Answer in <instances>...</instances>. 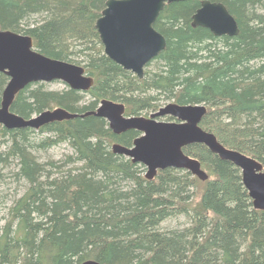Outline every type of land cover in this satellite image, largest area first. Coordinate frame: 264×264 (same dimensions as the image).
Masks as SVG:
<instances>
[{
    "label": "trees",
    "instance_id": "16d2710c",
    "mask_svg": "<svg viewBox=\"0 0 264 264\" xmlns=\"http://www.w3.org/2000/svg\"><path fill=\"white\" fill-rule=\"evenodd\" d=\"M106 1L0 0L2 29L30 35L38 51L81 64L94 78L86 91L32 82L11 110L25 118L58 107L83 114L111 99L140 115L166 101L205 104L201 127L264 164V0H213L236 18L233 36L192 25L202 0L167 4L155 22L167 47L143 79L104 52L95 24ZM8 80L0 72V104ZM138 135L116 134L96 115L39 129L0 123V208L7 210L0 264H264V210L255 208L241 170L197 143L184 151L201 161L206 180L171 167L150 179L145 165L112 148ZM61 144L70 150L55 158L50 150ZM13 184L25 191L11 193ZM181 216L188 224L164 226Z\"/></svg>",
    "mask_w": 264,
    "mask_h": 264
},
{
    "label": "water",
    "instance_id": "95a60500",
    "mask_svg": "<svg viewBox=\"0 0 264 264\" xmlns=\"http://www.w3.org/2000/svg\"><path fill=\"white\" fill-rule=\"evenodd\" d=\"M185 0H107L95 27L105 54L124 69L143 79L145 67L167 47V39L155 27L161 11L169 3ZM192 25L208 28L214 35H237L239 24L221 1L202 0L192 16ZM0 72L9 80L2 92L0 123L7 128L31 127L96 115L105 118L116 134L127 130L141 132L132 146L114 143L115 153L123 154L147 168L146 176L154 178L159 170L177 168L190 171L201 180L209 175L198 158L185 153L184 147L202 143L221 159L232 162L242 173L243 183L255 208L264 210V164L237 149L226 147L215 133L200 125L207 112L205 104L169 102L149 117L126 116L122 102L103 99L97 109L79 114L65 108L47 109L30 118L11 110L16 95L32 82L63 81L73 89L86 91L94 84L93 76L83 65L53 58L38 51L30 35L5 30L0 26ZM168 116L177 121H162ZM81 264H100L86 260Z\"/></svg>",
    "mask_w": 264,
    "mask_h": 264
},
{
    "label": "rangeland",
    "instance_id": "374dc122",
    "mask_svg": "<svg viewBox=\"0 0 264 264\" xmlns=\"http://www.w3.org/2000/svg\"><path fill=\"white\" fill-rule=\"evenodd\" d=\"M67 84L64 83L63 81H60V80H57V81H52V82H47V87L48 89H51V90H62L64 88H66ZM88 98V96H87ZM169 102H174V101H166L162 106H165L166 104H168ZM153 111L151 112H142V114L140 115H131V116H144V117H149L150 113H152ZM159 120H162V121H174V119L171 120L170 117H164L162 119H159ZM70 150L69 146H67V144H61V145H58L54 148H52L50 150V153L55 157V158H60L62 157L65 153H68ZM203 167V166H202ZM203 169H205L207 171L206 168L203 167ZM146 172H147V168H146ZM17 185L13 184V189H11V193H14L15 195H20L22 194L25 190V188H21V187H16ZM13 194V195H14ZM13 200V197H10L9 199V203L11 204ZM9 204V205H10ZM7 215V210L5 207H1L0 208V220L5 217ZM5 223V220H1L0 221V225H3ZM186 225L188 224L187 223V219L185 217H179V218H176V219H170L169 221H167L165 223L164 226H168V227H181L183 225Z\"/></svg>",
    "mask_w": 264,
    "mask_h": 264
},
{
    "label": "flooded vegetation",
    "instance_id": "af4514ba",
    "mask_svg": "<svg viewBox=\"0 0 264 264\" xmlns=\"http://www.w3.org/2000/svg\"><path fill=\"white\" fill-rule=\"evenodd\" d=\"M147 65H148V64H147ZM145 68H146V67H145ZM86 72H87V71H86ZM136 76H137V75H136ZM1 97H2V96H1ZM1 100H2V99H1ZM117 102H119V101H117ZM100 103H101V102H100ZM122 103H123V102H122ZM124 104H125V103H124ZM99 105H100V104H99ZM99 105H98V106H99ZM98 106H97V108H98ZM125 106H126V105H125ZM97 108H96V109H97ZM125 115H126V116H131V115H127L126 112H125ZM150 115H151V113H150ZM150 115H149V116H150ZM164 117H168V116H164ZM164 117H157V119H162V118H164ZM172 119H174V121H177L175 118H171V120H172ZM127 131H128V130H127ZM125 132H126V131H125ZM123 133H124V132H123ZM120 134H122V133H120ZM140 135H141V132H139V135H138V136H140ZM138 136H137V137H138ZM137 137H136V138H137ZM136 138H135V139H136ZM135 139H134V140H135ZM133 142H134V141H133ZM121 144H122V143H121ZM131 146H132V145H131Z\"/></svg>",
    "mask_w": 264,
    "mask_h": 264
}]
</instances>
